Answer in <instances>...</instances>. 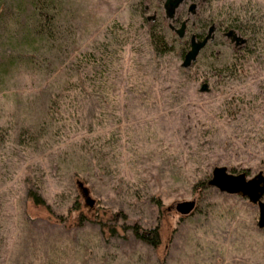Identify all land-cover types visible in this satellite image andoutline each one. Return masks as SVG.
Instances as JSON below:
<instances>
[{"label": "rangeland", "instance_id": "374dc122", "mask_svg": "<svg viewBox=\"0 0 264 264\" xmlns=\"http://www.w3.org/2000/svg\"><path fill=\"white\" fill-rule=\"evenodd\" d=\"M166 1L61 0L65 35L33 68L6 70L17 42L0 34V264H264L257 205L194 187L215 165L264 173V0H181L172 16ZM236 15L239 43L225 29ZM211 25L183 67L181 47ZM152 26L169 50L155 53ZM80 58L92 65L75 81ZM27 177L50 211L27 197ZM191 199L188 214L173 207ZM124 219L158 225L160 244Z\"/></svg>", "mask_w": 264, "mask_h": 264}, {"label": "trees", "instance_id": "16d2710c", "mask_svg": "<svg viewBox=\"0 0 264 264\" xmlns=\"http://www.w3.org/2000/svg\"><path fill=\"white\" fill-rule=\"evenodd\" d=\"M61 0H0V34L12 41L15 40L16 46H10L3 51L4 63L6 70H9L15 63L21 62L25 66L33 68L38 64L37 53L41 47L50 45L65 35L64 30L61 28L62 6ZM237 14V13H236ZM231 21L225 26V29L235 31L239 29L237 23L238 15L231 16ZM150 43L155 53H163L170 49V45L164 33L157 29L156 26H152L148 33ZM204 35H198L201 38ZM182 46L180 51L184 56L189 48V41ZM92 65L90 59L80 58L77 60L76 67L79 69V74L75 77V81H81L83 65ZM74 76L66 78L67 81L60 87L59 91L53 94V100L50 105L56 103L58 96H70L71 94V81ZM234 168H231L233 170ZM28 181L27 197L31 198L36 205L43 206L50 211L49 204L39 193L37 188L31 185L29 177ZM207 178L194 183L195 189L203 191L208 187ZM157 201L160 199L157 198ZM158 204H161L160 202ZM76 209V207H74ZM82 217V213L79 214V219ZM88 221L97 222L94 218H84ZM104 226V224L102 225ZM124 229H128L133 237L143 243L158 246L161 242L159 226L154 225L148 228H144L138 223H127L124 219L121 225ZM110 232H116L117 226L115 224L109 225Z\"/></svg>", "mask_w": 264, "mask_h": 264}, {"label": "water", "instance_id": "95a60500", "mask_svg": "<svg viewBox=\"0 0 264 264\" xmlns=\"http://www.w3.org/2000/svg\"><path fill=\"white\" fill-rule=\"evenodd\" d=\"M181 0H167L165 2L166 12L168 16H172L175 12L176 6ZM194 7V4L190 5V9ZM185 21L180 23V26L176 29L179 37H183L185 34ZM214 26L211 25L208 32L201 38L192 34L189 38V48L183 56L181 65L183 67L189 66L193 60L197 57L201 48L205 46L208 40L212 36ZM226 35L233 36L236 43L243 42L244 39L233 33L232 30H228ZM207 89L206 83H203L201 90ZM211 186H215L220 191L230 194H240L246 196L247 199L256 204L258 207V220L257 226L264 228V173L262 170L256 172L254 175L248 177L244 171L233 173L227 169L225 165H215L212 167L211 175L207 181ZM77 184L84 196L85 202L90 206L93 204V200L88 193V189L83 185L82 181L78 180ZM195 206V200H182L174 203L173 207L180 214H188Z\"/></svg>", "mask_w": 264, "mask_h": 264}]
</instances>
